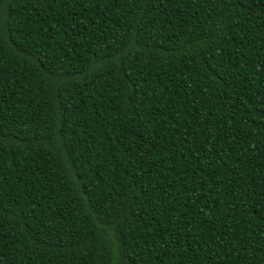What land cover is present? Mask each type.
<instances>
[{
	"label": "trees",
	"instance_id": "obj_1",
	"mask_svg": "<svg viewBox=\"0 0 264 264\" xmlns=\"http://www.w3.org/2000/svg\"><path fill=\"white\" fill-rule=\"evenodd\" d=\"M0 264H264V0H0Z\"/></svg>",
	"mask_w": 264,
	"mask_h": 264
}]
</instances>
